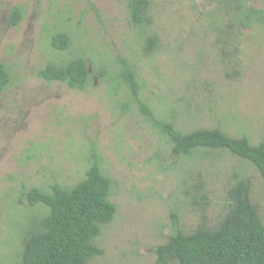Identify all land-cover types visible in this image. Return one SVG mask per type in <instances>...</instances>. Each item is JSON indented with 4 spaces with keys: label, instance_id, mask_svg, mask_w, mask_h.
<instances>
[{
    "label": "rangeland",
    "instance_id": "374dc122",
    "mask_svg": "<svg viewBox=\"0 0 264 264\" xmlns=\"http://www.w3.org/2000/svg\"><path fill=\"white\" fill-rule=\"evenodd\" d=\"M151 1L153 23L138 28L128 0H0V63L13 76L0 93V264H20L25 236L48 214L29 192L72 188L93 165L112 179L118 212L95 242L104 255L89 264H155L174 215L186 234L214 226L243 179L264 223L254 165L227 151L179 157L163 132L172 122L264 141V0ZM56 33L71 36L70 50L52 48ZM149 36L158 40L152 52ZM76 57L93 75L87 91L37 75Z\"/></svg>",
    "mask_w": 264,
    "mask_h": 264
},
{
    "label": "trees",
    "instance_id": "16d2710c",
    "mask_svg": "<svg viewBox=\"0 0 264 264\" xmlns=\"http://www.w3.org/2000/svg\"><path fill=\"white\" fill-rule=\"evenodd\" d=\"M128 8L135 27L152 25L151 0H128ZM22 18L21 9L12 12L14 26ZM146 44L147 52H152L157 37L149 36ZM51 46L68 51L72 38L67 33H56ZM100 74L103 77L105 71ZM37 75L79 91H87L93 78L86 59L81 57L50 62ZM122 77L137 95L136 72L126 68ZM12 79L8 66L0 63V93L10 87ZM144 110L149 112L148 107ZM163 132L172 144L173 154L179 157H192L203 150L227 151L254 165L264 179V141L253 144L247 136L233 137L217 128L183 132L172 122L163 123ZM112 190V179L98 165H93L72 188L55 185L51 192L32 189L28 194L31 203L44 205L49 211L25 236L20 264H89L104 255V249L95 242L102 227L111 224L118 212L117 205L110 201ZM250 192L249 181L240 180L229 190L228 208L217 224L200 226L192 234L180 228L174 215L176 231L157 247L155 264H264V223L248 198Z\"/></svg>",
    "mask_w": 264,
    "mask_h": 264
}]
</instances>
